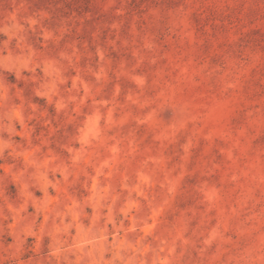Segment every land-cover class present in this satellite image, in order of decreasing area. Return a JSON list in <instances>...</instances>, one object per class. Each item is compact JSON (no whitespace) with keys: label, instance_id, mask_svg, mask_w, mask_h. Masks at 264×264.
Listing matches in <instances>:
<instances>
[{"label":"rangeland","instance_id":"1","mask_svg":"<svg viewBox=\"0 0 264 264\" xmlns=\"http://www.w3.org/2000/svg\"><path fill=\"white\" fill-rule=\"evenodd\" d=\"M0 264H264V0H0Z\"/></svg>","mask_w":264,"mask_h":264}]
</instances>
